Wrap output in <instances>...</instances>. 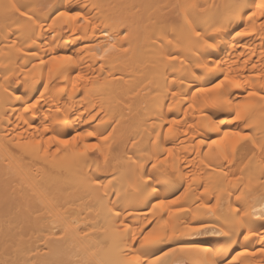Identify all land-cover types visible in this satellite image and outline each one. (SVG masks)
<instances>
[{
  "label": "bare ground",
  "instance_id": "6f19581e",
  "mask_svg": "<svg viewBox=\"0 0 264 264\" xmlns=\"http://www.w3.org/2000/svg\"><path fill=\"white\" fill-rule=\"evenodd\" d=\"M259 2L240 0L236 7V0H0V264H124L146 250L162 264H264L259 148L245 142L231 164L219 156L222 146L209 149L211 140L238 125L264 143V101L246 92L264 91V24L258 15H246L258 13ZM13 3L43 28L9 11ZM192 3L203 8L187 7ZM60 10L83 12L95 29L84 25L73 32L75 22L52 28L49 17ZM185 15L192 27L218 37L215 49L199 48ZM218 25L222 30L213 32ZM124 32L127 39L120 40ZM110 37L119 40L116 49L97 59ZM169 54L184 63L169 61ZM56 55L73 61L55 66ZM204 57L220 68L195 67ZM225 74L247 81L226 86L230 103L213 106L206 96H188L195 85L210 86ZM37 100L35 109L23 111ZM245 101L256 107L229 123ZM193 103L195 108L186 107ZM89 131L96 135L88 137ZM77 133L67 146L57 142ZM107 133L108 141L99 139ZM86 142L102 151L77 155ZM129 156L144 161L143 167ZM149 184L159 191L151 194ZM157 196L180 204L153 209ZM180 206L189 211L169 216ZM152 228L172 238L145 248L137 243L135 250L127 243L130 233L140 241ZM249 231L255 235L246 241L242 234ZM180 246L189 250L163 254Z\"/></svg>",
  "mask_w": 264,
  "mask_h": 264
},
{
  "label": "snow or ice",
  "instance_id": "6c2138e0",
  "mask_svg": "<svg viewBox=\"0 0 264 264\" xmlns=\"http://www.w3.org/2000/svg\"><path fill=\"white\" fill-rule=\"evenodd\" d=\"M236 7L240 6V0H236ZM85 8L88 7V5H84ZM187 7H191V8H203L202 5L196 4V3H192L190 5H188ZM255 7L259 10V12H250L247 13V18L248 20H252L253 17H256L257 15L261 18V23L264 24V0H260V2L258 4L255 5ZM9 11L12 12H16L18 13L20 16L25 17V19L27 21H31L32 24H35L37 27H40L41 29L43 28V25L41 24V22L35 18L33 15H30L28 11H24L22 7L16 5V4H10L9 6H7ZM49 19L51 20V27L55 28L57 27L58 23L61 26V28H63L64 26H66L69 22H75V27L72 28V31L75 32L77 29L79 28H83L84 25H91V27L93 28V30L95 29V25L91 23V21L85 16V14L83 12H75L74 14L71 11H67V10H60L58 12H56L53 16L49 17ZM184 21L185 24L189 25V32L191 34V36L195 37V41L196 44L199 46V48H202L204 50H209V49H215L216 48V44H217V40L218 37H211V33L208 32H202L199 29L192 27L193 21L191 19L190 16L185 15L184 17ZM31 26V25H29ZM222 25H218L216 27H214L212 29L213 32H218L222 30ZM249 33L245 32H240L239 35L244 36V35H248ZM104 35H108L107 32L104 33ZM119 39L123 40V39H127V33H119ZM211 37V38H210ZM77 39H80L81 37L77 36ZM119 43V40L110 37L109 41L107 43V46L104 47L102 49V54H99L97 56V59L99 60H103L105 58V56L107 55L108 52L116 49L117 44ZM169 43H171V41H169ZM123 50H127L126 48H124ZM21 51L23 52V49H21ZM24 55H34L35 53L32 52H23ZM167 59L169 61H175V60H180V63L183 64L184 60L181 59L178 55L175 54H169L167 56ZM73 61V57L71 55H56L53 56L51 58V62L53 63V65L55 66H59V67H64L67 66L69 64H71ZM41 63H44V61H41ZM245 63H247V61H245ZM101 68H103V65H100ZM195 67H199L202 68L204 71L206 72H214L217 69L220 68V64L219 63H215V64H211L208 62L207 57H204L203 62H201V60H197L195 62ZM252 67H255V64L253 63ZM174 70H175V66H173ZM50 73L52 71V69L49 70ZM191 75H193L194 77H198V74L195 72H192ZM78 79L80 78L79 76L77 77ZM181 84H183L185 81L183 79H181ZM244 83H247V81H241L238 77L237 78H231L229 75L225 74L223 75L221 78H218L216 81L212 82V84L210 86H199V85H195L193 87V89L188 93V96L193 100L196 101L200 96H206L207 100L211 101L213 106H221L223 104L226 103H230V101L225 99V93L227 91V87L226 86H231V87H236L239 88L241 87ZM255 83V82H253ZM46 87V86H45ZM260 87L262 89H264V84L260 85ZM247 96L248 97H258V99L260 101H264V91H256L255 88H253V90L251 91H247ZM215 93V95H211ZM173 96L176 95V92L173 91L172 93ZM17 99H20L19 96H17ZM39 103V101L37 100L35 103L29 102V104L23 108L24 112H30L32 109H35L37 107V104ZM186 107H192L195 108V103L187 105ZM256 104L245 101L243 103H239L237 105L234 117H231L229 119V123L232 122L233 120L235 121H239L243 118V115L245 113H247L248 111H250L251 109L255 108ZM58 110V109H57ZM62 123H67V120L61 121ZM177 121L173 120L172 123L175 124ZM189 127H193V125H189ZM244 127H250V125H248L247 121L245 120L244 123ZM240 126H237V130H232V131H224L223 135L211 140V143L209 144V149H211L213 146H222V150L219 152V156L228 164H231L233 162V159L235 158V155L237 153L238 148H240V146L242 144H244L245 142L251 143L253 148H259V151L261 153V158H260V167L261 170L264 171V143L258 142L254 136L249 133V132H243L241 130H239ZM215 131L219 132L220 129L216 128L214 129ZM44 131H48L47 127L44 129ZM168 133H171L173 131L172 127L169 126L167 128ZM86 135L88 137H92L95 136L96 133L94 131H89L86 133ZM111 135V133H107V134H101L99 139L103 140V141H108L109 136ZM159 135V134H157ZM185 135H187V133H185ZM80 134L77 133L75 136H73L71 138V140L69 139H59L57 142L59 144L62 145H69L70 143H73L77 137H79ZM83 137H81L82 139ZM50 140H57L56 136H52L50 137ZM36 143H39V141H36ZM205 143L204 139H200L199 140V144L203 145ZM95 151H102V146L98 145L96 143H84L83 145V151L78 153L77 155L79 156H83L85 155L87 152H95ZM169 155H171V152L169 151ZM255 156V153H253L252 155H250L248 157V161L249 163H251L253 157ZM159 157H157V160L159 161ZM129 160H132L133 163H136L138 165V167H143L144 165V161H139V160H133L132 156H129ZM151 168H156L157 164L153 163L150 164ZM245 167H248V164H245ZM241 171L243 172V169H241ZM225 177H227V172L224 173ZM151 180H155L156 183H160L159 179H157L156 177H148ZM234 180H242L243 176H235L233 177ZM252 181V177L249 178V183H251ZM259 182L261 184H264V175H262L259 178ZM97 185L99 186L100 182L96 181ZM150 190H151V194H156L159 189L151 184H149L147 186ZM180 204V200L179 199H170V200H164V199H160L158 196L156 197V201L155 203L151 204V207L153 209L155 208H161L163 209L165 207V205H179ZM210 210V209H209ZM189 211V209L185 206H180L178 208L175 209V211H169V216H174L177 215L178 213H182V212H187ZM120 211L117 209L114 213L115 216H120ZM258 219H264V217H257ZM204 227H210V225H203ZM124 228L127 229L128 225L124 224ZM191 231H197L196 228H192L190 229ZM65 231H67V229H65ZM85 235H87V232L84 233ZM184 233H181V235H183ZM218 234V233H217ZM243 235V239L244 240H248L250 238V236L255 235V233H253L252 231H249L247 234H242ZM172 236H175V232L172 233ZM58 238H62L58 237ZM172 237L168 236L166 233H157L156 230L154 228L152 229H147L145 231V233L143 234V238L142 240L138 241L137 237L134 234H129L127 243L132 244L133 245V249L135 250V246L137 245V243L139 244L140 248H145L146 246H151V245H155L158 243H163L165 240L167 239H171ZM189 250V246H180L179 248L177 247H172L170 252H164L163 254L165 256L168 255H172L175 254L177 252H185ZM261 252L264 253V248L261 249ZM124 264H162L161 261V257L159 255H155L153 253H150L149 251H144L141 252L139 254H135V255H131L129 257V259H127ZM176 264H188L187 261L184 260H180L177 261ZM199 264H202V262H199ZM230 264H236L235 259L231 260Z\"/></svg>",
  "mask_w": 264,
  "mask_h": 264
}]
</instances>
